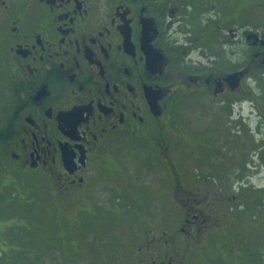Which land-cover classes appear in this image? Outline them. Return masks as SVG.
<instances>
[{"label":"flooded vegetation","instance_id":"af4514ba","mask_svg":"<svg viewBox=\"0 0 264 264\" xmlns=\"http://www.w3.org/2000/svg\"><path fill=\"white\" fill-rule=\"evenodd\" d=\"M263 87L264 0H0V162L98 264H264Z\"/></svg>","mask_w":264,"mask_h":264},{"label":"rangeland","instance_id":"374dc122","mask_svg":"<svg viewBox=\"0 0 264 264\" xmlns=\"http://www.w3.org/2000/svg\"><path fill=\"white\" fill-rule=\"evenodd\" d=\"M261 151H264V147L261 148ZM191 164L193 167L197 166L193 162ZM130 178L131 186H134V188L132 187L133 194L144 196L151 192V188L155 185V182L151 183L152 173L150 172L131 173ZM259 180L264 182L263 177H259ZM35 182L33 175L16 171L11 163H3L0 167V246H2V249L0 248V264H37L39 262L41 264H97L100 250L88 247L90 252L86 253L85 249L81 247L84 242L86 243L85 248L87 247L85 236L77 242V249L76 246L73 248L68 245L74 244L73 241L77 240L80 236L79 233L67 229L73 235L69 232L72 237L66 238L65 231H63L65 227L53 212L46 210L45 205L41 204L40 193L33 191ZM160 184L165 188L164 181H161ZM101 189L100 200L112 204L116 195L114 194L113 197L106 190L107 186H101ZM104 209L115 210L109 206ZM148 209L151 211L154 208L150 206ZM115 214L119 215L117 211ZM71 217L72 219L69 221H74L76 215L72 214ZM118 222L128 224L126 220ZM88 225L90 230L94 231L92 219L88 223L85 222V227ZM103 233H112V239L116 242L124 241L122 235L118 231L112 232L111 228H107ZM87 235L90 239L97 237L94 232ZM118 245L117 243L115 247ZM2 254L5 257H2Z\"/></svg>","mask_w":264,"mask_h":264},{"label":"trees","instance_id":"16d2710c","mask_svg":"<svg viewBox=\"0 0 264 264\" xmlns=\"http://www.w3.org/2000/svg\"><path fill=\"white\" fill-rule=\"evenodd\" d=\"M3 163H6L5 162V158L3 160ZM3 163L0 162V167L3 165ZM39 199L41 200V204L42 205H45V209L53 212L55 214L56 218L59 220V222L65 227V230H63V231H65L64 233L66 235V238L68 239V238L72 237L73 233L71 231H68L67 229L72 230V231H76V227L77 226H76V223H74L76 221L75 220L74 221H69V223H67L66 220L63 218V209L62 208L54 206L53 203L50 202V201H49V203H47L48 201H47V199H45L44 196H43V198L40 197ZM70 223H72V224H70ZM6 230H8V229H6ZM69 232H71L72 235H69ZM2 233H3V231H2ZM116 243H118L119 245L117 246V249H116L114 255L116 254V256H118V257L125 256L126 255V250L124 249V247L122 245V242L120 241V242H116ZM0 245H1V243H0ZM70 245L74 248V246L72 244H70ZM119 246H121V248ZM90 247H93V248L97 249L95 246H90ZM0 248L2 249V246H0ZM84 251L86 253L87 252L88 253L90 252L89 249H88V247H86ZM7 252H9V251H7ZM5 254H7V253H5ZM2 257H5L4 254H2ZM99 262H100V258L98 256L97 264ZM37 264H41V262H39Z\"/></svg>","mask_w":264,"mask_h":264}]
</instances>
